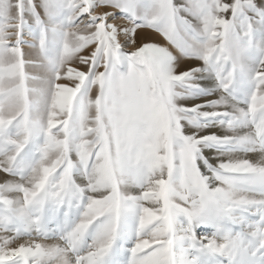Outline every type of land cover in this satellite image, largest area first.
Segmentation results:
<instances>
[{
    "label": "snow or ice",
    "instance_id": "6c2138e0",
    "mask_svg": "<svg viewBox=\"0 0 264 264\" xmlns=\"http://www.w3.org/2000/svg\"><path fill=\"white\" fill-rule=\"evenodd\" d=\"M0 172V264H264V0H0Z\"/></svg>",
    "mask_w": 264,
    "mask_h": 264
},
{
    "label": "bare ground",
    "instance_id": "6f19581e",
    "mask_svg": "<svg viewBox=\"0 0 264 264\" xmlns=\"http://www.w3.org/2000/svg\"><path fill=\"white\" fill-rule=\"evenodd\" d=\"M146 31L154 39V42L163 43V44H166L167 43L158 33H154L151 30H146ZM139 43H140V41L138 40L137 41V45L138 46H139ZM190 63H199V62H190ZM184 66H187V65H184ZM251 158L256 159L255 156H252ZM0 179H1V176H0Z\"/></svg>",
    "mask_w": 264,
    "mask_h": 264
},
{
    "label": "rangeland",
    "instance_id": "374dc122",
    "mask_svg": "<svg viewBox=\"0 0 264 264\" xmlns=\"http://www.w3.org/2000/svg\"><path fill=\"white\" fill-rule=\"evenodd\" d=\"M177 2H181V0H177ZM135 46H138V45H135ZM30 71H32V72L35 73V72H39V71H41V70H40V69H30ZM61 82L63 83V82H66V81H61ZM4 175H5L4 173L0 172L1 179L4 177ZM0 235H3V233H0ZM36 238H38V237H35V236L33 237V239H36ZM23 239L26 240V239H29V238H28V237H25V238H23ZM18 242H19V241H18Z\"/></svg>",
    "mask_w": 264,
    "mask_h": 264
}]
</instances>
